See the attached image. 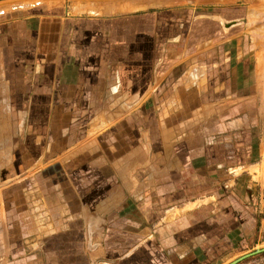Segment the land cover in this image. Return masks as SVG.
Wrapping results in <instances>:
<instances>
[{"label":"crops","instance_id":"1","mask_svg":"<svg viewBox=\"0 0 264 264\" xmlns=\"http://www.w3.org/2000/svg\"><path fill=\"white\" fill-rule=\"evenodd\" d=\"M248 1L0 0V264H264Z\"/></svg>","mask_w":264,"mask_h":264},{"label":"rangeland","instance_id":"2","mask_svg":"<svg viewBox=\"0 0 264 264\" xmlns=\"http://www.w3.org/2000/svg\"><path fill=\"white\" fill-rule=\"evenodd\" d=\"M247 4L250 5L249 8H252L261 17L259 19V21H257V24L259 23L258 25H260L262 23V25H263L262 26L263 32L260 34V37L264 41V0H253V1L252 0H249L247 2Z\"/></svg>","mask_w":264,"mask_h":264},{"label":"water","instance_id":"3","mask_svg":"<svg viewBox=\"0 0 264 264\" xmlns=\"http://www.w3.org/2000/svg\"><path fill=\"white\" fill-rule=\"evenodd\" d=\"M261 251H264V248H263V249L255 250L253 253H258V252H261ZM246 256H247V255H246ZM246 256H244V257H240V258H238V259H236V260H234V261H232V262H230V263H228V264H235L236 262L242 260V259L245 258Z\"/></svg>","mask_w":264,"mask_h":264}]
</instances>
